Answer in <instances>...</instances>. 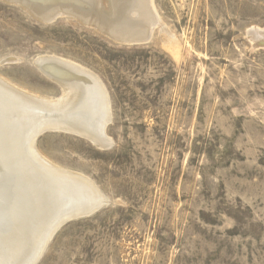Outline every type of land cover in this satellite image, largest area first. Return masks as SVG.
<instances>
[{"label":"rangeland","instance_id":"374dc122","mask_svg":"<svg viewBox=\"0 0 264 264\" xmlns=\"http://www.w3.org/2000/svg\"><path fill=\"white\" fill-rule=\"evenodd\" d=\"M152 5L149 39L124 46L0 0V60L17 58L0 78L60 98L33 65L60 57L103 83L110 109L109 147L62 129L35 139L106 197L62 223L35 264H264V45L247 35L264 28V0Z\"/></svg>","mask_w":264,"mask_h":264},{"label":"bare ground","instance_id":"6f19581e","mask_svg":"<svg viewBox=\"0 0 264 264\" xmlns=\"http://www.w3.org/2000/svg\"><path fill=\"white\" fill-rule=\"evenodd\" d=\"M3 1L20 4L39 21L69 15L115 38L147 37L159 21L152 0ZM247 30L253 42L264 45V28ZM160 34L162 40L169 35L164 26ZM37 60L42 73L62 81L60 98L36 96L0 78V264H35L62 223L106 201L84 174L58 166L35 145L47 129L76 133L100 148L111 144L105 87L70 60L49 55Z\"/></svg>","mask_w":264,"mask_h":264},{"label":"water","instance_id":"95a60500","mask_svg":"<svg viewBox=\"0 0 264 264\" xmlns=\"http://www.w3.org/2000/svg\"><path fill=\"white\" fill-rule=\"evenodd\" d=\"M5 2H9L11 3L10 1H5ZM20 5V4H19ZM33 16V15H31ZM60 16V15H58ZM57 16V17H58ZM63 16V15H62ZM64 16H68V17H71L69 15H64ZM56 17V18H57ZM55 18L51 19V20H48V21H42V22H51L53 21ZM88 26V25H87ZM91 27V26H90ZM93 28V27H91ZM94 30H96L98 33H101L103 34L105 37H107L108 39H110L112 42L116 43V44H121V45H124V46H130V45H139V44H143L145 43L148 39H149V36H145V37H133V36H127V37H121V38H115L113 35H110V34H105L101 31H99L98 29H95L93 28ZM17 61L15 58H11V57H6V58H3L0 60V65H4V64H9L11 62H15ZM33 65L36 66L39 70L40 68L38 67V60H34L33 62ZM44 74V73H43ZM45 75V74H44ZM46 76V75H45ZM54 78H52L51 80H53ZM55 83H57L60 87H62L63 85L61 84L62 81H57V80H53ZM101 206V205H100ZM100 206L96 207L95 209H98ZM95 209H93L92 211H94ZM92 211H89L87 213H91ZM83 214H86V213H83ZM82 215V214H81ZM76 216H79V215H75L73 217H76Z\"/></svg>","mask_w":264,"mask_h":264}]
</instances>
